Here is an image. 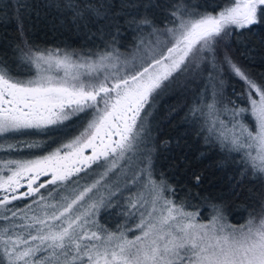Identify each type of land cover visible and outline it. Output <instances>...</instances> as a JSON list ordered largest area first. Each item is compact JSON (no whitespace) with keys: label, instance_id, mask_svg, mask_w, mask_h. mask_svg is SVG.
<instances>
[{"label":"snow or ice","instance_id":"obj_1","mask_svg":"<svg viewBox=\"0 0 264 264\" xmlns=\"http://www.w3.org/2000/svg\"><path fill=\"white\" fill-rule=\"evenodd\" d=\"M56 7L108 39L84 53L24 41L25 76L0 61V264H264V210L241 224L218 204L207 222L187 211L164 174L157 178L149 125L174 86L190 91L199 81L185 119L242 177L264 179V82L229 54L233 39L264 25V0H172L162 26L130 14L124 23L136 40L126 52L109 0ZM225 73L242 84L235 99L225 95ZM74 118L78 134L39 154L42 142L19 139L49 137ZM190 180L199 186L202 177ZM116 205L124 222L109 228L101 210Z\"/></svg>","mask_w":264,"mask_h":264},{"label":"trees","instance_id":"obj_2","mask_svg":"<svg viewBox=\"0 0 264 264\" xmlns=\"http://www.w3.org/2000/svg\"><path fill=\"white\" fill-rule=\"evenodd\" d=\"M115 5L122 36L120 50L126 52L133 47L136 36L124 23L131 15H147L154 23L161 25L165 20L164 7L172 0H109ZM129 5L120 13L121 3ZM194 4L220 3L222 0H186ZM65 0H0V61L7 63L13 74L29 75V70L19 62L17 46L24 41L41 49H67L77 52L97 51L104 47L108 37L97 33L95 27L90 31L73 22L71 13L56 5ZM229 54L243 66L257 81L264 82V25L245 31L231 41ZM226 96H232L233 90L239 92L242 84L225 73ZM199 81L190 91L173 87L157 103L149 117L152 130L154 168L159 178L163 173L175 188L174 199L184 200L191 205L186 210L199 212V219L208 221L212 204L222 206L229 223H244L251 213L256 215L264 210V179L250 175H240L230 158L218 148L206 145L203 137L186 120V113L192 105ZM235 99L234 96H232ZM249 125L253 123L247 118ZM66 127L54 131L49 137L24 136L20 140H39L46 151L55 147V141L70 138L81 130L82 121L75 119L66 122ZM15 143V141H12ZM167 142V143H165ZM28 150H22L26 154ZM195 173L202 177L199 186L191 180ZM123 208L119 205L101 210L99 220L109 228H115L124 222L120 215Z\"/></svg>","mask_w":264,"mask_h":264},{"label":"rangeland","instance_id":"obj_3","mask_svg":"<svg viewBox=\"0 0 264 264\" xmlns=\"http://www.w3.org/2000/svg\"><path fill=\"white\" fill-rule=\"evenodd\" d=\"M250 126H253V123L250 125ZM86 154H90V150H88L87 152H86ZM187 211H190V210H187ZM199 219V218H198ZM202 222H207V221H205V220H201ZM129 236L131 237V233H129Z\"/></svg>","mask_w":264,"mask_h":264}]
</instances>
